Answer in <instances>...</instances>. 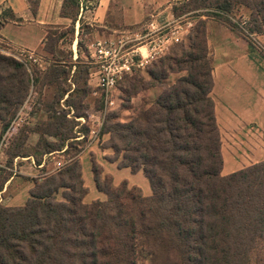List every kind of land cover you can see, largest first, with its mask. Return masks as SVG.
Here are the masks:
<instances>
[{
	"label": "trees",
	"instance_id": "trees-1",
	"mask_svg": "<svg viewBox=\"0 0 264 264\" xmlns=\"http://www.w3.org/2000/svg\"><path fill=\"white\" fill-rule=\"evenodd\" d=\"M27 1L34 12L38 0ZM77 2L61 0L60 15L73 21L74 11L65 8ZM237 7L248 11V33L264 29V0H170L174 17L194 18L184 38L143 69L123 74L112 88L127 107L138 89L159 87L129 119L105 127L110 159L120 153L117 164L140 167L151 193L143 195L138 186H102L92 166L93 183L105 198L83 202L85 186L72 159L33 181L22 204H0V264H136L142 249L156 264H264V158L220 173L219 130L210 96L206 21L224 23L251 44L230 20L240 14ZM20 21L9 5L0 9V27ZM52 25H45L40 47L61 52L54 45L61 34L50 32ZM60 61L52 58L46 69L58 72ZM39 71L7 53L0 41L2 129L38 81ZM123 80L126 85L120 86ZM62 114L52 116L61 119ZM60 188L62 199H57Z\"/></svg>",
	"mask_w": 264,
	"mask_h": 264
},
{
	"label": "rangeland",
	"instance_id": "rangeland-1",
	"mask_svg": "<svg viewBox=\"0 0 264 264\" xmlns=\"http://www.w3.org/2000/svg\"><path fill=\"white\" fill-rule=\"evenodd\" d=\"M47 1L52 0H42L44 3ZM132 1L78 0L75 8L68 4L65 10L72 15L74 11L75 19L71 21L66 17L65 22L50 27V32L53 31L55 36L61 34L54 44L61 52L53 49V46V52L50 53L41 47L27 49L0 39L7 53L25 60L29 67L40 69L38 81L34 86L31 85L26 98L17 108L6 128L2 129L0 121V204H22L28 197V190L32 187L33 181L57 169L55 167L57 160L62 162L60 167L65 166L72 159L77 160L86 190L81 198L83 202L105 198V193L98 190L93 183L92 166L102 186L124 184L128 188L138 186L143 195L151 193L149 182L140 167L130 168L117 164L120 161V153L115 160L110 159L113 153L111 148L106 146L108 132L105 127L115 120L129 119L139 107L154 98L159 87L138 89L131 94L127 107L121 106L116 98L112 104H105L100 97V93L103 96L100 88L87 80L89 78L87 43L102 35L136 32L141 37L140 44H143L150 33L149 30L160 34L171 27L178 28V24L181 25L179 40H182L194 18L174 17L170 12V0H138L143 3L142 8L139 7L143 10L141 18L126 22L127 11H130L127 7ZM4 6L6 5L0 4V9ZM97 11H101V17L96 15ZM237 11L243 12L244 16L237 12L230 20L238 24V20L244 18L245 23L238 26L248 35L251 44L247 43L250 47L264 52V29L256 33H248L246 31V27L250 25L248 11L244 7H237ZM72 42L75 44L74 54L71 50ZM173 43V41L168 43L167 49ZM144 47L143 44L141 49L143 50ZM54 57L63 60L60 61L58 72L46 69ZM152 66L149 64L147 68ZM140 75L144 79L148 78L145 70H141ZM169 78L167 81H170ZM119 85L125 86V80ZM117 94L124 97L120 90ZM122 102L124 103L123 100ZM53 113L63 114L61 119H57L52 116ZM56 125L59 126V132ZM95 127L97 131L90 133L89 129ZM82 139H84L83 144L79 143ZM223 145L225 146L226 143L224 142ZM246 156L242 150L228 145L223 149L224 160L232 158L239 168L248 165ZM40 163L42 164L38 166L37 164ZM60 190L61 188L55 192L57 199H62ZM136 264L156 263L151 253L142 249L137 254Z\"/></svg>",
	"mask_w": 264,
	"mask_h": 264
},
{
	"label": "crops",
	"instance_id": "crops-1",
	"mask_svg": "<svg viewBox=\"0 0 264 264\" xmlns=\"http://www.w3.org/2000/svg\"><path fill=\"white\" fill-rule=\"evenodd\" d=\"M0 4L9 5L21 18L18 23H4L0 34L11 44L27 49L40 47L46 24L66 21L59 13L61 0L46 3L38 0L34 12L27 0H0ZM128 6L126 22L139 20L143 13L139 7L143 3L133 0ZM240 14L244 16L243 12ZM96 15L101 17V11ZM206 43L211 57L210 96L221 140V173H227L239 168L232 158L224 160L223 149L227 145L246 153L248 164L264 158V55L215 19L206 21Z\"/></svg>",
	"mask_w": 264,
	"mask_h": 264
},
{
	"label": "built area",
	"instance_id": "built-area-1",
	"mask_svg": "<svg viewBox=\"0 0 264 264\" xmlns=\"http://www.w3.org/2000/svg\"><path fill=\"white\" fill-rule=\"evenodd\" d=\"M244 23V18L238 20L240 26ZM179 27L181 28L180 24L178 28L171 27L160 34L149 30L150 33L147 36L144 34L146 42L143 43L145 45L143 50L141 49L143 44H140L141 37L136 32L102 35L87 43L88 80L103 91L105 104L110 105L114 98L118 99L112 92L117 79L125 73L143 69L150 60L165 52L168 43L179 40ZM95 121L97 122V119ZM97 127L89 129V132L95 133ZM61 165V161L55 162L56 168Z\"/></svg>",
	"mask_w": 264,
	"mask_h": 264
}]
</instances>
